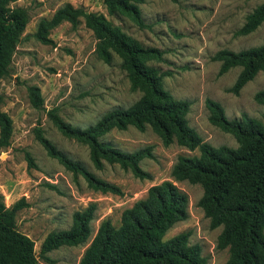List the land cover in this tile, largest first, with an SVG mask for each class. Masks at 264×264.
Here are the masks:
<instances>
[{
	"label": "rangeland",
	"instance_id": "1",
	"mask_svg": "<svg viewBox=\"0 0 264 264\" xmlns=\"http://www.w3.org/2000/svg\"><path fill=\"white\" fill-rule=\"evenodd\" d=\"M66 2L104 14L143 46L160 50L161 57L148 63L169 72L163 77V86L174 98L191 102L188 124L215 147H237L231 133L209 121L206 99L219 102L229 119L247 114L263 121L264 105L254 95L264 90V72H258L235 95L227 89L241 67L219 74L221 61L213 56L222 49L239 51L264 42V21L248 34L238 32L246 16L264 0H144L140 4L144 26L120 14L110 15L103 0H17L12 5L24 7L28 21L13 54L11 72L0 79V108L13 125L9 145L0 147V193L6 206L25 197L28 205L17 212L16 227L33 240L39 264H78L102 220L109 218L118 226L122 212L145 197L151 185L164 180L174 181L189 200L188 217L169 228L164 239L190 230L189 243L200 244L207 264H225L228 249L217 246L222 227H211L198 205L202 186L174 180L171 175L177 157L197 155V149L189 150L176 142L164 145L149 126L144 131L132 125L125 130L113 128L101 136L102 141L126 152L150 148V156L139 162L150 178L137 177L118 163L104 162L103 168L97 169L90 160L88 145L62 134L49 117V111H54L70 125L85 128L114 108L128 107L141 95L131 88L115 52L110 51V62L101 57L100 42L83 21L76 27L63 21L52 28V43H42L34 36L39 21L51 18ZM30 86L39 89L42 102L38 107L30 101ZM37 127L59 150L97 177L119 186L123 194L93 190L82 175L49 156L36 138ZM27 153L35 166H29ZM91 203L96 208L87 241L48 252L51 262L40 258L44 238L51 231L69 228L73 213Z\"/></svg>",
	"mask_w": 264,
	"mask_h": 264
},
{
	"label": "trees",
	"instance_id": "2",
	"mask_svg": "<svg viewBox=\"0 0 264 264\" xmlns=\"http://www.w3.org/2000/svg\"><path fill=\"white\" fill-rule=\"evenodd\" d=\"M15 1L0 0V79L11 72L13 54L28 21L27 10L12 5ZM103 1L110 15L120 14L144 26L140 8L144 0ZM63 21H68L72 27L83 21L100 42L101 57L110 62V51L115 52L121 58V67L131 88L141 95L128 107L114 108L85 128L72 126L49 111V117L61 133L86 143L90 160L97 169H102L104 162L118 163L140 178H150L139 166L142 158L150 156V148L126 152L102 141L101 136L113 128L125 130L132 125L144 131L149 126L164 145L176 142L189 150L197 149V155L177 157L171 168L173 179L202 186L198 205L209 218L211 227H222L217 246L228 249L225 264H264V112L263 121L247 114L229 119L219 102L206 99L209 121L231 133L238 143L237 147H215L188 124L191 102L174 98L164 88L163 77L169 72H161L148 63L161 57L160 50L143 46L104 14L88 12L69 2L58 7L51 18H42L34 36L42 43H52L49 32ZM263 21L264 2L246 16L238 32L248 34ZM213 59L221 61L219 74L241 67L235 82L227 89L238 95L258 72H264V42L239 51L222 49ZM28 91L31 103L38 107L42 102L39 89L30 86ZM254 99L264 105V90L257 91ZM12 129V119L0 108V147L9 145ZM35 134L49 156L66 169L82 175L93 190L123 194L119 186L97 177L81 162L59 150L40 128L35 129ZM26 158L29 166H35L29 153ZM188 201L187 193L172 180L151 185L145 197L122 212L118 226L109 218L101 221L78 264H207L200 244L189 243L190 230L164 239L169 228L188 217ZM27 205L25 197H21L6 206L0 193V264H39L33 240L16 227V214ZM95 208L91 203L75 211L69 228L51 231L41 243L40 258L51 262L46 255L48 252L62 245L85 243L92 232Z\"/></svg>",
	"mask_w": 264,
	"mask_h": 264
}]
</instances>
